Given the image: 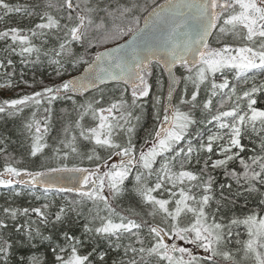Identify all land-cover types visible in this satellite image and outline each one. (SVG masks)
Segmentation results:
<instances>
[{
  "label": "snow or ice",
  "instance_id": "1",
  "mask_svg": "<svg viewBox=\"0 0 264 264\" xmlns=\"http://www.w3.org/2000/svg\"><path fill=\"white\" fill-rule=\"evenodd\" d=\"M9 91L0 264H264V0H0Z\"/></svg>",
  "mask_w": 264,
  "mask_h": 264
},
{
  "label": "trees",
  "instance_id": "2",
  "mask_svg": "<svg viewBox=\"0 0 264 264\" xmlns=\"http://www.w3.org/2000/svg\"><path fill=\"white\" fill-rule=\"evenodd\" d=\"M12 2H15V0H12ZM20 70H22L21 66L17 65V73H19ZM24 71H26V78L29 79V80H31V73L28 72V70H24ZM162 79L164 80V88H165V87H166V80H165V77L163 76ZM13 95H14V93L11 92L9 96L6 95V94H1L0 97H12ZM59 107H60V105H57V108H59ZM147 122H148L149 124L151 123L150 118L148 119ZM8 127H11V124H10V123L8 124ZM0 163H2V161H0ZM181 243H182V242H181ZM33 254L38 255V256H40V257H42V258H45V259H47L48 255H49V254L45 251V249H44L43 246H41V247L39 248V251L32 250V251H29V252H28V255H33Z\"/></svg>",
  "mask_w": 264,
  "mask_h": 264
},
{
  "label": "water",
  "instance_id": "3",
  "mask_svg": "<svg viewBox=\"0 0 264 264\" xmlns=\"http://www.w3.org/2000/svg\"><path fill=\"white\" fill-rule=\"evenodd\" d=\"M164 77H165V80H166V87H165V93H166V91H167V76L165 75ZM197 254L199 255L201 253L200 252H197Z\"/></svg>",
  "mask_w": 264,
  "mask_h": 264
},
{
  "label": "rangeland",
  "instance_id": "4",
  "mask_svg": "<svg viewBox=\"0 0 264 264\" xmlns=\"http://www.w3.org/2000/svg\"><path fill=\"white\" fill-rule=\"evenodd\" d=\"M10 93H11V91H9V92H4V93H0V95H1V94H6V95H8V96H9V95H10Z\"/></svg>",
  "mask_w": 264,
  "mask_h": 264
}]
</instances>
